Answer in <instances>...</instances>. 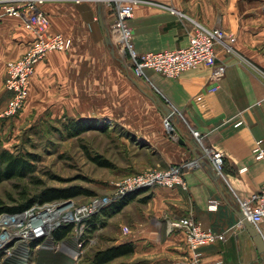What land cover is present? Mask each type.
Segmentation results:
<instances>
[{
	"label": "crops",
	"instance_id": "crops-1",
	"mask_svg": "<svg viewBox=\"0 0 264 264\" xmlns=\"http://www.w3.org/2000/svg\"><path fill=\"white\" fill-rule=\"evenodd\" d=\"M158 1L170 2L207 28L221 26L235 37L232 51L216 46L218 59L227 65L220 83L211 80L212 68L202 66L178 78L147 70L145 86L106 42L105 28L113 43L114 13L95 0H46L43 10L50 18L52 34L71 39L72 48L52 52L37 65L27 104L15 121H23L28 113L81 114L84 121L128 130L139 151L165 165L195 158L188 130L194 128L209 146L225 154L227 175L222 182L230 191L229 199L239 207L237 195L247 197L264 185V164L253 155L255 143L264 141V0ZM129 24L141 54L175 50L188 43L178 15L156 6H137ZM34 38L22 19L0 21V115L11 99L7 65L20 59ZM132 79L181 118L173 123L183 132L185 144L170 138L165 115ZM1 121L0 127L5 122ZM186 180V189L151 190L143 208L135 204L144 196L124 207L122 214L131 220L133 234L119 243H132L136 257L145 258V264H190L184 233L169 234L168 225L192 217L204 228L227 236L224 242L200 249L202 264H254L256 256L261 257L256 244L244 225L235 228L240 218L220 194L209 169L190 170ZM212 201L218 202L215 211L210 210ZM260 229L264 235V222Z\"/></svg>",
	"mask_w": 264,
	"mask_h": 264
},
{
	"label": "built area",
	"instance_id": "built-area-1",
	"mask_svg": "<svg viewBox=\"0 0 264 264\" xmlns=\"http://www.w3.org/2000/svg\"><path fill=\"white\" fill-rule=\"evenodd\" d=\"M105 5H115L116 21L112 28L113 46L115 47L119 57L129 66L131 73L147 86L146 71L151 70L155 73L161 74L168 78H178L183 73L196 69L202 66L212 68L211 80L216 84L220 83L227 72V65L220 61L217 56L216 46L222 45L229 51L233 50V43L236 41L235 37L226 32L221 26L217 28H207L206 26L189 19L187 16L181 15L182 24L187 38V45L175 50H164L158 52L139 53L135 47L134 37L130 28V20L134 16V6L138 4V0H97ZM46 0H7L0 2V21L7 17L19 18L24 21L25 27L31 31L35 38L30 44L25 54L18 60L9 62L7 65V79L6 88L11 93V99L5 111L0 115V118H12L20 114L28 101L31 80L36 72L37 65L42 62L52 52H67L72 48V40L62 34H52L51 21L47 13L43 10V5ZM188 24H184V21ZM218 89V85L212 90ZM174 117L164 116V126L170 135V138L175 142L184 139L181 129L173 123ZM180 120L181 118H177ZM193 140L201 149V159L207 161L217 172L223 180H226L225 168L226 157L225 154L208 145L206 139L202 134L194 129L189 128ZM253 155L257 161L264 164V141L258 140L253 148ZM201 159L194 158L188 162L180 164L169 165L165 169L148 170L142 174H136L128 177L120 184L117 194L111 199H96L85 206L77 208L76 212L71 215L74 206L65 209L57 206L45 208L36 211L37 225L41 223V217L51 216L55 210L59 213V221L52 224V228L46 229L43 227H35L33 233L28 236H33V240L45 239L40 246L41 250L66 252L74 260L78 261L83 254L85 239L80 241L83 236H86V230L91 226L100 227L99 222H94L93 218L108 208L111 204L122 200L123 198L133 194L141 189L153 190L158 187L175 189H186L188 184L186 180V173L190 170L202 168ZM239 208L243 211L245 216L257 227L264 222V185L263 187L247 196H236ZM63 209V210H61ZM218 202L212 201L210 210H217ZM36 208L26 210L22 214L15 216L1 215V217L8 218V221H14L15 218L23 216ZM17 214V213H15ZM71 216V217H69ZM14 219V220H11ZM48 219V218H44ZM104 219V218H102ZM27 223V222H26ZM30 223V222H28ZM27 223V224H28ZM74 224L78 244L76 248H71L66 245L55 248V244L50 237L52 233L62 224ZM43 229V230H41ZM128 232V229H124ZM181 231L185 235L188 250L190 252V264H202L200 249L207 246L226 241L225 233H216L194 220L192 217H183L177 220H172L168 225V233L172 234L175 231ZM26 236L25 231L18 230L16 234ZM3 240L5 239L4 232H1ZM10 234V233H8ZM21 240L18 238L16 244ZM23 240V238H22ZM25 240V239H24ZM28 241V239H27ZM16 244L10 246L7 256L12 254ZM66 248L67 250H64ZM74 251L76 255L71 254ZM29 252H22L18 256V261L25 257L26 264H29ZM75 256V258H73Z\"/></svg>",
	"mask_w": 264,
	"mask_h": 264
},
{
	"label": "rangeland",
	"instance_id": "rangeland-1",
	"mask_svg": "<svg viewBox=\"0 0 264 264\" xmlns=\"http://www.w3.org/2000/svg\"><path fill=\"white\" fill-rule=\"evenodd\" d=\"M95 2L98 1L95 0ZM98 3L109 12L116 13L114 4L108 6L101 2ZM162 3L158 0H138V4L134 6V12L137 6L147 5L177 14L180 21L185 20V17H181L182 14L188 17L185 12L177 10L170 2L169 4L168 2ZM183 23L188 24L187 19ZM113 48L120 58L115 47ZM20 114L12 118H0L5 121L0 127V155L8 151L14 155L25 157L31 162L34 171L22 178L0 182V207L2 208L20 205L23 198L29 196L34 203L26 210L36 208L37 210H34L36 212L55 206L65 210L74 206L71 213L73 215L77 208L85 206L93 200L114 197L120 188L119 185L128 177L145 173L148 170L165 169L173 164L165 165L163 162L151 160L145 152L139 151L135 141L130 137L129 131L121 127H110L109 124L105 125V123L94 122V120L84 121L80 119L81 114L74 116L68 113L52 112L28 113L23 121L16 122L15 120ZM7 123H9L8 126ZM78 124L82 126L91 124V127L94 128L75 136L72 131ZM48 190L79 193L71 199L42 202L41 194ZM150 191V189H141L98 213L93 221L97 218V222H101L100 227L93 228L91 226L86 230V236L80 239V241L85 239V244L83 254L78 261H74L66 252L41 250L40 246L45 241L42 239L29 242V264H93V256L98 251L128 244L119 243L120 240H127L131 237L130 234H133L131 220L124 216L126 213L122 214V210L141 196L144 197L135 206L145 207ZM26 210L15 212L17 214L0 212V216L6 214L17 216ZM126 212H130V209H127ZM104 217L105 219H102ZM8 224L7 221L0 223V241L4 237L1 236L3 235L1 232ZM67 226H73L71 234L63 240H57L55 233L60 228ZM242 227L243 224L239 220L235 228ZM125 228L128 229V232L124 230ZM48 229L50 228L48 227ZM258 229L261 233L260 227ZM50 237L55 248L66 245L75 249L78 244L74 224H62ZM14 244H16L15 240L11 244L5 245L1 250L0 264H6V254L11 249L10 246L12 247ZM145 260V258L136 257L134 252L132 255L119 258L110 264H145ZM254 264H264L259 255L256 256Z\"/></svg>",
	"mask_w": 264,
	"mask_h": 264
},
{
	"label": "trees",
	"instance_id": "trees-1",
	"mask_svg": "<svg viewBox=\"0 0 264 264\" xmlns=\"http://www.w3.org/2000/svg\"><path fill=\"white\" fill-rule=\"evenodd\" d=\"M91 124L89 126H82L78 124L76 127L74 126V130L72 134L75 136H79L85 131L92 129ZM100 162L99 160H97ZM101 164H104L100 162ZM31 162L22 156L14 155L8 151L3 152L0 155V182L4 180H9L13 178H22L32 173L34 170ZM226 172V168H225ZM79 192H69V191H60V190H48L46 192H42L41 201L42 202H51L62 199H71L78 195ZM33 199L29 196L23 198V201L20 205L13 207H0V212H21L33 206ZM97 222V218L94 219V222ZM95 227V226H94ZM93 227V228H94ZM73 226H67L60 228L55 233V238L57 240H63L67 236L71 234ZM135 252V246L132 243H128L126 245L110 247L102 251H98L94 256L92 263L93 264H110L119 258L130 256Z\"/></svg>",
	"mask_w": 264,
	"mask_h": 264
},
{
	"label": "water",
	"instance_id": "water-1",
	"mask_svg": "<svg viewBox=\"0 0 264 264\" xmlns=\"http://www.w3.org/2000/svg\"><path fill=\"white\" fill-rule=\"evenodd\" d=\"M105 30H106V42L110 46V48L112 49V53L115 54V50L113 48L114 46H113V43L111 40L110 32L107 28H105ZM132 82L144 94H146L152 100V102H154V104L162 111V113L164 115L174 117L175 113H173L172 110L167 105H165L162 102V100L155 93L149 94L148 92H146L144 87L136 79H132ZM179 142L181 144H185L184 139H181ZM192 142H193V149H194L193 153L195 155V158L201 159V154H202L201 149L198 147V145L196 144V142L194 140ZM201 162H202L203 166H205L209 169L210 176H211L212 180L215 182V184H216L220 194L224 198V200L233 209V211L240 218L242 224L249 231L251 237L254 240V243L256 244L257 251L261 255V258L264 262V236L259 232L257 227L245 216L243 211L236 205V203L233 200L229 199L231 194H230V191H228L226 185L222 182V177L217 172H215L213 167L207 161L201 159Z\"/></svg>",
	"mask_w": 264,
	"mask_h": 264
},
{
	"label": "bare ground",
	"instance_id": "bare-ground-1",
	"mask_svg": "<svg viewBox=\"0 0 264 264\" xmlns=\"http://www.w3.org/2000/svg\"><path fill=\"white\" fill-rule=\"evenodd\" d=\"M54 213L51 216L48 217H41V223L38 226L35 227H43V228H52V224H55L59 221V219H57L59 217V213H56L55 210H53ZM38 214L35 213V211L33 210L32 212H29L23 216H19L17 218L11 219L14 221H8V218H0V223L7 221V224L9 222L8 225H6L5 228H3L2 232H4L5 234V239L0 241V252L1 250L4 249L5 245L11 244L12 242L17 241L18 238H23L25 239V241H19L16 246L14 247L12 254L10 256H7V260H6V264H26V260L25 257L23 259H21V263L20 259H18V256L20 254H22V252H25L28 250L29 248V242L31 240H33V236H28L30 233H33V230L35 229V227H32V225H37V221H36V215ZM44 218H48V219H44ZM30 222V223H27ZM258 228L260 226H257ZM257 228V229H258ZM18 230H23V232L25 231L24 234H26V236H21V234H16V232ZM43 230V229H41ZM259 230V229H258ZM261 230V229H260ZM10 233V234H8ZM28 239V241H27ZM64 250H67L66 248H63ZM71 254L76 255V253L74 251H71ZM75 258V256L73 257ZM29 260V258H28Z\"/></svg>",
	"mask_w": 264,
	"mask_h": 264
}]
</instances>
